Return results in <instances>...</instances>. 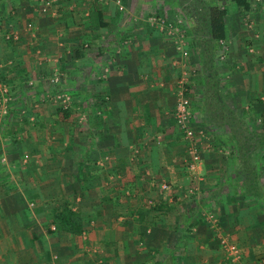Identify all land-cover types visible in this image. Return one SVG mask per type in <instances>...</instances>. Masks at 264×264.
<instances>
[{
    "label": "crops",
    "instance_id": "obj_1",
    "mask_svg": "<svg viewBox=\"0 0 264 264\" xmlns=\"http://www.w3.org/2000/svg\"><path fill=\"white\" fill-rule=\"evenodd\" d=\"M10 1L14 2L15 11L12 8L11 12L9 9L0 11V66L14 61L15 68L4 67L0 71L9 74L6 79L13 84H10L11 88L19 87L14 80L30 72L38 75V78L45 77L49 70V73L53 74V68L50 69L48 66L51 64L57 67L54 68V72L59 71L67 75V81L69 78H74V81L79 78L89 83L92 82L91 75L94 77L95 71L99 72L96 87H89L86 83L80 82L76 88L78 95L87 91L88 98L104 102L101 106L97 104L99 107L92 104L94 112H102L103 118L98 121L92 119L89 123V148L86 152L81 148L83 143L80 129L77 128V132H74L72 155H75L77 168H73L70 175H85L82 163L88 160L92 161L87 162L88 166L94 165L88 167V173L92 176L94 174L102 176V179L104 176L108 178L103 180L98 178L96 182L93 180V189L95 193L98 192L99 198L94 193L91 197L93 203H88L89 207H86L87 203H80L82 209H78L77 212L82 218L87 214L95 216V222L88 223L83 220V231L80 235L53 232L50 230L52 223L50 217L42 216V224H45L44 228L54 242L50 243L47 238L43 239L45 246H36L28 242L29 246L14 244V248H2L0 264H221L224 258L223 251L217 246L218 239L208 222L200 220L195 226H191L190 232H180L175 230L178 217L166 214L167 211L173 214V209L177 208L175 204L177 200L174 198L179 199L180 190L195 184L199 178L187 167L183 174H179L181 171L174 164L177 152L173 146L176 147V143L172 140L174 136L171 135L170 128L166 130V133L169 131V135L166 136L167 145L161 144L162 137L157 135L160 134V127L163 128V123L167 119L166 114L174 101L171 93L173 89L170 87L174 75L178 72V68L171 67L177 55L174 42L172 45L163 40L148 39L144 34L149 30L143 24L121 23L117 27L111 23V12L104 9L94 11L89 4L86 10L74 8L77 11L72 14H77V17L70 20L65 17L66 12H62L63 15L58 13V19L51 14L52 12L51 15L43 14L40 10L41 0L37 3V9L33 7L35 4L33 0H26L27 2L23 4L21 2L25 0ZM232 6L236 11L237 7L234 4ZM136 11L126 7L122 15L130 16L126 17V20L131 19L134 13L137 14ZM99 15L103 25L99 23ZM233 19L230 14L225 18L226 38L229 36V24ZM63 21L66 22L65 25ZM59 22L62 27L61 34L56 32ZM29 24L34 29H28ZM262 28L264 25L261 28L255 26L254 33L249 35L251 38L246 43L251 41V53L241 51V47L244 48L246 45L239 37L234 38L235 42H231L233 45L230 47L233 49L229 51L231 54H228L231 63H234L237 69L231 77L238 78L242 83L238 92L236 89L231 91L236 99H246L245 103L239 105H246L244 108L250 116L264 112ZM257 31L260 40L255 37ZM237 32L244 33L242 29ZM7 33L18 35V41L6 42L4 36ZM114 36L115 38H112ZM121 39L119 43L118 40ZM83 42L92 44L89 49L82 50ZM189 45L191 47L190 42ZM193 55L190 49L184 63L189 62ZM103 67L108 69L103 71ZM81 71L84 73L80 78ZM13 75L14 78L11 77ZM86 75L88 77H85ZM255 83L258 85L257 88ZM91 88L93 89L88 91ZM50 110L42 111L48 113ZM94 117L97 119L96 114ZM101 128L104 130L103 133L99 131ZM152 139L155 142H152ZM58 141L60 144L49 145L48 151L45 150L44 143L43 147L32 142L31 149H26V154L17 155L15 150L14 154L2 155L10 162L12 157L18 160L21 170L15 167L16 170L23 175H32L30 177H34L35 182L38 175H50L58 177L62 183L63 160L61 161L62 158L58 155L64 156L65 148L61 144L64 138L61 137ZM7 143L5 141V145L1 144L2 149L11 148L10 145H6ZM207 149L208 159L201 163V171H198L208 179L207 181L206 178H200L198 181L199 189L203 192L201 197L208 196V199H212L208 203L215 200L222 203L224 197L221 195L225 193L223 184L219 182V175L223 167L219 162V156L210 154V150ZM179 154L182 156L184 153ZM184 173H188V177ZM166 179H173L174 182L170 181L172 185H169V191L163 192L164 197L160 199L157 193L160 186L166 183L164 182ZM40 180L43 181L42 178ZM14 183L16 181L10 186L15 187ZM55 191H58L57 187ZM123 191L127 192L129 198H122ZM147 199H152L159 208L151 212ZM249 200L251 199L246 198L244 203H253ZM232 201L233 198L230 199V203ZM10 205L0 203L4 215L13 212ZM91 205L94 209H91ZM236 207L229 206V210L225 209L220 217L218 216L220 231L231 234L245 251L247 263L252 264L255 257L264 255V213L258 207H248L242 209V213L239 214L235 211ZM114 208L122 210L115 215L116 220L111 215ZM126 210H129V213H124L128 212ZM101 212L103 216L100 215ZM122 214H126L127 217H120ZM32 224L31 232L36 228L34 233L38 234L39 222ZM150 229L151 233L145 234V230L149 232ZM34 237L35 234L32 238Z\"/></svg>",
    "mask_w": 264,
    "mask_h": 264
},
{
    "label": "rangeland",
    "instance_id": "obj_2",
    "mask_svg": "<svg viewBox=\"0 0 264 264\" xmlns=\"http://www.w3.org/2000/svg\"><path fill=\"white\" fill-rule=\"evenodd\" d=\"M27 1L25 0L21 2V4ZM140 1L141 0H58L52 7V10L45 14H50L52 12L51 14L58 19V13L59 15H63L62 12H66L68 14L65 13V17L73 20L75 16L77 17V14H72L74 11H77L74 8L77 7L78 9L79 7L78 10H86L89 4L91 5L90 8L94 11H98V9L103 11L104 9L111 12V23L116 24L117 27H119L121 23H129L131 25L143 24L149 30V32L144 34L148 39L163 40L165 43L169 42L172 45L174 42V49L177 55H175V62L171 67L175 69L178 68V72L174 75L173 82L170 81L172 82L170 87L173 89L171 93L174 101L171 109H169L166 114L167 119L163 123V128L161 129L160 127V131L157 129L160 132V134L157 135L162 137L160 138L161 144L167 145L166 136L169 135V131L166 133V130L170 128L171 135L174 136L172 140L176 143V147L173 146V149H176L177 152V160L174 161V164L181 171L179 174H183V170L187 167L186 161L191 156V153L194 151L198 154L199 160L196 168L193 171H189L199 178L195 184L188 185L183 188V190H180L181 193L179 195L181 196H179V199L174 198V200H177L175 203L177 208L173 209V214H170L169 211H167L166 214L168 216L178 217V221L175 222V230L180 232H190L191 226H195L200 220L208 222L212 231H215V235L218 239L217 246L223 251L224 258H222V263L249 264L246 261L245 251L242 249L241 245L235 242L231 234L223 230L220 231L218 216L220 217L221 212L228 209L229 206H238L235 208V211L239 214L242 213V209L244 210V208L248 207H258L259 210L264 213V141L261 142V139L264 138V112L250 116L244 108L246 105H239L245 103L246 99H236L231 91V89H236L238 92V89H241L242 83L238 78L235 77V79H233L231 77V74L237 72V69H235V64L231 63L230 55H228L233 49L230 45L231 42H235L234 38L239 39L240 37V41L245 42L244 45H246V47H241V51L244 53L247 51L249 53V51L252 50L251 41L249 43L246 42L251 38L249 35L254 33L253 30L255 26L261 28L262 25H264V10H261L264 8V0H247L249 3V9L247 11L238 8L235 11V8L229 0H204L207 4L225 8L227 14L232 15L234 18L229 24L228 38L214 44V50H212L207 43L208 41H206L207 39L204 37L202 26L199 21L197 19H190L188 15L190 12H188L187 7L192 4V0H179L177 7L167 5L164 0H142L145 3H141ZM32 2H35L33 7L37 9L39 0H33ZM197 2L200 6L203 0H197ZM13 5H15L13 1L0 0V11H2V9H9V12L12 10L15 11V6ZM126 7L137 10V14L135 15L134 13L131 19L128 18L126 20V17H130L122 15L125 13ZM10 8H12V10H10ZM120 14L122 16H120ZM64 23L66 22L63 21V24ZM57 29L58 31L56 30V32L61 34L62 27L60 22L57 25ZM240 29H242L244 33L240 34L237 32ZM263 29L264 28H262V30ZM262 33L264 34V31H262ZM116 34H118V32ZM258 34L259 32L257 31L255 37L257 36V40H260ZM112 38H115V36ZM59 39L61 40V37ZM118 41L120 43L122 39ZM189 42L191 43V47H189ZM195 43L197 44L194 45ZM90 44L92 43L83 42L81 45L82 50L89 49ZM201 46H203V49L205 47L204 50L207 49V57L205 60L197 56L199 50L197 47L199 48ZM190 49L194 55L191 56L189 62L184 63ZM13 64L14 61L7 63L8 66L6 63L1 64L0 70H3L4 67L14 69L15 67ZM48 66L50 69L53 68V74H50L49 70L47 75L42 78H38V75H34L32 72H30V74L21 75L18 80H14L15 84L19 85V87L17 86L15 88H11L10 81L6 79V76L9 74H4V72L0 71V94L4 89H7L12 96V99L8 102H3L0 98V203L11 204L10 206L12 208L10 210L13 211L9 215H4L2 213V206L0 208V249L14 248V244L22 247L25 245L29 246L30 244L45 246L43 239L47 238H49L48 241L50 243H53L54 239H50L49 233L44 228L45 224H42V216L48 215L52 220L50 226L51 231H60L53 222L54 215L59 212L64 205L71 210L74 209V212H77L78 209H82L80 203H87L85 205L89 207L88 203L92 202L91 197L94 196L95 193L93 189L94 181L96 182L98 178L100 180L108 178L104 176L102 179V176L95 174L92 176L91 173H88V167L94 166H88L87 162H92L88 160L82 163L86 171H83L86 173L85 175H70V172L76 167L75 155H72L74 132H77V128L80 129L79 133L82 139L81 142L83 143L81 148H83V152H86L89 148V123L92 119L93 121H98L103 118L102 112H94L92 104L94 106L100 104L99 106H101L104 102L100 99L95 100L93 98H88L87 91H85V94L78 95L76 93V88L80 82L83 84L86 83L89 87H96L99 72L95 71L94 77L91 75L90 78L92 82L89 83L79 78L77 81H74V78H69L67 81V75H63L59 71L54 72V68H57L55 65L51 64ZM233 68L234 70L232 71L231 69ZM105 69H108V67H103L102 70L104 71ZM82 73L84 72H79L80 78ZM55 75L59 78L58 83L48 84V80ZM11 77L14 78V75ZM85 77H88V75ZM29 81H32L31 86L28 85ZM257 86L258 85L255 83V88H257ZM92 89L93 88L88 91ZM55 92L62 95V100L55 101ZM181 95L189 100V126L193 129V136L191 138H187L175 124L176 105ZM221 105L225 108H221ZM44 109L51 110L48 113H44L42 111ZM79 109H81V111ZM95 114L97 119L94 117ZM229 116L234 117L236 123L234 128L227 124L230 119ZM225 118L226 120H224ZM153 130L155 131V129ZM99 131H101V133L104 132L103 128ZM61 137L64 138V142L61 144H63L65 148L64 156L58 155L62 158L61 161L63 160L64 176L61 177L63 178L62 183L59 181L58 177L50 175H38L36 176L38 178L35 182L33 180L34 177H30L32 175H23L20 171L19 174L18 170L21 169L18 160L12 157L10 162L2 155L5 153L14 154L15 150L17 155L22 153L26 154L25 151L26 149H31L32 142H35L36 145L41 144L42 146L44 143L45 150L48 151L47 149L50 148L49 145L52 146L55 144L56 146L60 144L58 140ZM5 141L8 142L6 145H10L11 148L2 149L1 144L4 143L5 145ZM151 141L155 142L153 139ZM206 149L210 150V154L219 156V162L223 167L222 174L220 173L219 175V182L223 184L222 188L225 193L221 195L224 197L222 203L216 200L213 203H208L212 199H208V196L201 197V193L203 192L199 189L200 185L198 186V181L200 178H206L205 175L199 174L202 168L201 163H204V160L208 159ZM179 152L184 154L182 156L180 154L178 155ZM15 167L18 170H16ZM184 174L188 177V173ZM40 178H42L43 181H41ZM212 178L217 179L218 177ZM206 180L208 181L207 178ZM14 181H16V183L13 184L15 187H11L10 184ZM170 181H173V179L164 180V182H166L164 184L172 185ZM40 184H42V186ZM56 187L58 191H55ZM154 188L157 189L156 186H154ZM95 194L97 198H99L98 192ZM157 195L160 199L162 196L164 197V193L161 189L158 190ZM128 196L127 192L123 191L122 198ZM232 198L233 201L230 203V199ZM246 198H250L251 200L249 201L253 203H244ZM234 201H237V203ZM205 202L208 204L205 205ZM147 204L151 212L159 208L152 199H147ZM91 209H94L92 205ZM184 210L186 212H184ZM120 211H122L120 208H114L111 215L115 218V215L119 214ZM126 211L128 212L124 213H129V210ZM87 212L90 213L92 211ZM100 215L103 216V213L101 212ZM209 215L217 219L216 228L211 225L210 220H208ZM120 217L125 218L127 215L122 214ZM82 219L91 223L95 220V216L87 214L83 215ZM116 219L117 218H115V220ZM34 222H39V224H37L39 225L37 228L38 234L34 233L36 228H34L33 232L30 230ZM150 233L151 229L149 232L145 230V234L148 235ZM34 234L36 237L32 238ZM28 242H30V244ZM231 246H234L238 251L233 257H231L229 251H227V247ZM252 264H264V255L258 258L255 257V261Z\"/></svg>",
    "mask_w": 264,
    "mask_h": 264
},
{
    "label": "trees",
    "instance_id": "obj_3",
    "mask_svg": "<svg viewBox=\"0 0 264 264\" xmlns=\"http://www.w3.org/2000/svg\"><path fill=\"white\" fill-rule=\"evenodd\" d=\"M167 5H173L177 7L179 0H164ZM232 4H234L238 9L247 11L249 9V3L247 0H229ZM181 5V4H179ZM188 15L190 19H197L202 26V31L204 33V37H206L207 43L210 45V48L214 50L217 42L222 41L226 38V24L225 18L227 16V10L225 8H220L219 6H214L212 4H207L203 0L202 4H198L197 0H192V4L188 7ZM101 15H99V23L103 25L101 22ZM200 30V29H199ZM201 43V42H200ZM195 43L194 45H196ZM201 45V44H200ZM201 47H197L198 57H202V59H206L207 57V49ZM221 108H225L221 105ZM228 112V111H227ZM229 121L227 123L231 127L234 128L235 120L234 117L229 116ZM226 120V118L224 119ZM264 141V138L261 139V142ZM53 222L56 228L62 232L70 233L73 235H80L83 231V219L81 215L73 210L69 209L66 205H64L59 212H57L53 217Z\"/></svg>",
    "mask_w": 264,
    "mask_h": 264
},
{
    "label": "built area",
    "instance_id": "obj_4",
    "mask_svg": "<svg viewBox=\"0 0 264 264\" xmlns=\"http://www.w3.org/2000/svg\"><path fill=\"white\" fill-rule=\"evenodd\" d=\"M260 1V0H255ZM58 2V0H41V7L40 10L42 13H47L48 11L52 10V7ZM28 29H33L31 24L28 25ZM1 31V27H0ZM4 40L6 42L10 41H18V35L7 33L4 36ZM58 76L55 75L53 78L51 77L50 80H48V84H56L58 83ZM28 85H32V81L28 82ZM54 93V92H53ZM0 98L3 102H8L12 99V96L10 95L9 91L7 89H4L3 92L0 94ZM62 100V95H59L55 92V101ZM189 100L186 97L180 96V99L176 105V113H175V124L176 126L184 133V135L187 138H191L193 136V129L189 126ZM199 156L194 151L191 153V156L186 161V165L188 167V170L193 171L198 163ZM161 191L167 192L170 189V186L167 184H162L160 186ZM208 220H210L211 225H213L215 228L217 227V219H215L214 216L209 215ZM227 251H229L230 256L233 257L235 254L238 253L236 248L234 246L227 247Z\"/></svg>",
    "mask_w": 264,
    "mask_h": 264
}]
</instances>
